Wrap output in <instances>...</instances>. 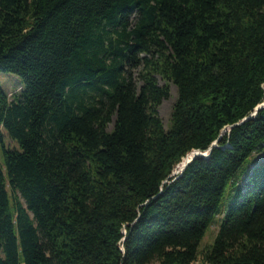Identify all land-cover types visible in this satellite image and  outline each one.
Instances as JSON below:
<instances>
[{"label":"trees","instance_id":"16d2710c","mask_svg":"<svg viewBox=\"0 0 264 264\" xmlns=\"http://www.w3.org/2000/svg\"><path fill=\"white\" fill-rule=\"evenodd\" d=\"M0 73V264H264V0H0Z\"/></svg>","mask_w":264,"mask_h":264},{"label":"rangeland","instance_id":"374dc122","mask_svg":"<svg viewBox=\"0 0 264 264\" xmlns=\"http://www.w3.org/2000/svg\"><path fill=\"white\" fill-rule=\"evenodd\" d=\"M140 70L141 68L133 71V74L136 78L138 77ZM158 82L161 86L167 84L166 81H164L160 76H158ZM0 87L3 89L4 92L8 93L9 97H11L15 93L20 92L24 88V84H23L22 79L15 74L0 73ZM169 88H170V97L164 100L158 109L159 115L163 121V124L166 130H168L170 127L174 106L178 100V88L173 83H169ZM112 128H113V124L110 125L109 129L111 130ZM3 133L5 135L6 145L10 148L17 147L16 143L10 139L7 133L5 131ZM262 157H263V154H255L252 157V162L255 164ZM254 164L250 166V169L254 167ZM245 180L246 178L244 177L243 181ZM228 195H229V190L227 191L226 197L224 198L225 204H227L228 202V199H227ZM220 223H221V217H218L215 220L214 224L207 230L206 237L204 238L200 246L201 252L207 249L213 243L219 231Z\"/></svg>","mask_w":264,"mask_h":264},{"label":"water","instance_id":"95a60500","mask_svg":"<svg viewBox=\"0 0 264 264\" xmlns=\"http://www.w3.org/2000/svg\"><path fill=\"white\" fill-rule=\"evenodd\" d=\"M264 108V104L261 105L257 110L256 113L258 112L259 109ZM246 121V120H244ZM214 146H217V143L214 144ZM211 153V149L207 152H201V151H193L192 153H190L186 158H184V160H186V162H183V166L180 168V164L175 168L173 174H172V178H177L179 175H182V173L184 172V170L187 168V166L196 158V157H204L206 158L207 156H209Z\"/></svg>","mask_w":264,"mask_h":264}]
</instances>
